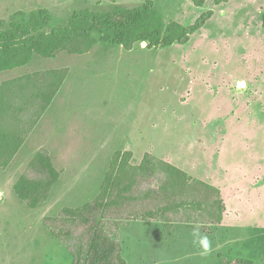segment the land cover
<instances>
[{
    "label": "rangeland",
    "instance_id": "obj_1",
    "mask_svg": "<svg viewBox=\"0 0 264 264\" xmlns=\"http://www.w3.org/2000/svg\"><path fill=\"white\" fill-rule=\"evenodd\" d=\"M146 1L0 0V30L3 23L26 21L30 13L39 10L49 11L56 22L65 23L76 11H108L115 4L135 7ZM153 1L166 27L170 22L178 25H170L167 38L182 35L207 12H212V17L186 44L156 48L144 42L127 50L98 42L83 55L36 56L27 67L0 74L1 85L41 70L69 72L11 166L0 168V264H69L72 256L46 229L45 220L65 208L78 209L93 202L115 153L133 152L134 165L147 153L173 163L178 138L169 117L177 104L169 98L176 76L186 83L181 73L186 67H219L221 74L212 71V77L257 84V113L259 125H263L264 0H207L201 8L193 0ZM42 148L50 152L61 178L50 199L31 210L18 200L13 186ZM261 156L249 180H234L225 188L226 222L210 233L199 230L210 240L207 253L195 242L196 229L176 224L169 234L160 223L132 221L123 225L119 235L127 264H237L241 259L264 264Z\"/></svg>",
    "mask_w": 264,
    "mask_h": 264
},
{
    "label": "trees",
    "instance_id": "obj_2",
    "mask_svg": "<svg viewBox=\"0 0 264 264\" xmlns=\"http://www.w3.org/2000/svg\"><path fill=\"white\" fill-rule=\"evenodd\" d=\"M207 0H193L203 7ZM212 17L203 14L182 35L166 37V27L153 0L141 6L115 4L108 11H76L68 22H56L39 10L26 21L3 23L0 30V74L27 67L38 56L55 59L61 53L83 55L98 42L131 50L137 43L168 48L188 43ZM171 25V26H170ZM180 27V26H179ZM97 38H94V37ZM67 69L41 70L9 79L0 85V168L8 169L65 84ZM133 152H117L99 196L81 208H65L45 220L51 235L72 256L69 264H127L119 241L129 222L162 224L171 234L176 224L210 233L223 224L227 207L222 191L194 179L172 163L147 153L138 165ZM61 172L46 148L38 150L13 186L20 202L36 210L46 203ZM237 264H254L241 259Z\"/></svg>",
    "mask_w": 264,
    "mask_h": 264
},
{
    "label": "crops",
    "instance_id": "obj_3",
    "mask_svg": "<svg viewBox=\"0 0 264 264\" xmlns=\"http://www.w3.org/2000/svg\"><path fill=\"white\" fill-rule=\"evenodd\" d=\"M186 68L181 72L186 83L176 76L169 98L177 104L169 117L178 138L172 164L218 187L224 196L234 180L242 182L254 175L260 155L264 163V123L259 125L257 113L259 87L240 80L228 83L220 75L212 77V71L221 74L219 67Z\"/></svg>",
    "mask_w": 264,
    "mask_h": 264
},
{
    "label": "clouds",
    "instance_id": "obj_4",
    "mask_svg": "<svg viewBox=\"0 0 264 264\" xmlns=\"http://www.w3.org/2000/svg\"><path fill=\"white\" fill-rule=\"evenodd\" d=\"M195 242L199 243L207 253L210 250V240L207 234H202L198 229L193 231Z\"/></svg>",
    "mask_w": 264,
    "mask_h": 264
}]
</instances>
